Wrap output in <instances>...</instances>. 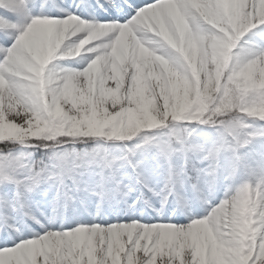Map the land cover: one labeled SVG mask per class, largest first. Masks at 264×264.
Masks as SVG:
<instances>
[{
  "label": "snow or ice",
  "instance_id": "snow-or-ice-1",
  "mask_svg": "<svg viewBox=\"0 0 264 264\" xmlns=\"http://www.w3.org/2000/svg\"><path fill=\"white\" fill-rule=\"evenodd\" d=\"M0 264H264V0H0Z\"/></svg>",
  "mask_w": 264,
  "mask_h": 264
}]
</instances>
